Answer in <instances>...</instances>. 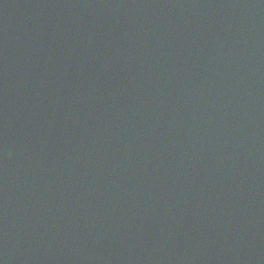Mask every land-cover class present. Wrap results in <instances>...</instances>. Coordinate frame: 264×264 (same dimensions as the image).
Listing matches in <instances>:
<instances>
[{
	"label": "water",
	"instance_id": "obj_1",
	"mask_svg": "<svg viewBox=\"0 0 264 264\" xmlns=\"http://www.w3.org/2000/svg\"><path fill=\"white\" fill-rule=\"evenodd\" d=\"M0 264H264V0H0Z\"/></svg>",
	"mask_w": 264,
	"mask_h": 264
},
{
	"label": "bare ground",
	"instance_id": "obj_2",
	"mask_svg": "<svg viewBox=\"0 0 264 264\" xmlns=\"http://www.w3.org/2000/svg\"><path fill=\"white\" fill-rule=\"evenodd\" d=\"M73 5H74V8L75 9H78L80 6H79V3L77 2V1H75L74 3H73ZM91 7H89L88 8V10H92V9H95L96 7H95V5L94 4H89Z\"/></svg>",
	"mask_w": 264,
	"mask_h": 264
}]
</instances>
